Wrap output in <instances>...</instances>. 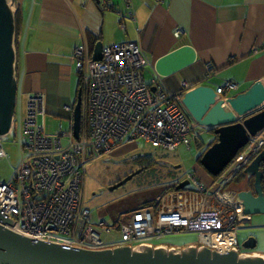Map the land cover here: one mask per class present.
Returning <instances> with one entry per match:
<instances>
[{
    "label": "built area",
    "instance_id": "1",
    "mask_svg": "<svg viewBox=\"0 0 264 264\" xmlns=\"http://www.w3.org/2000/svg\"><path fill=\"white\" fill-rule=\"evenodd\" d=\"M72 59L82 90L78 139L72 125L65 130L60 125L56 135L46 134L38 123L44 110L43 95L28 94L20 134L23 157L9 181L0 182L2 219L12 220L6 227L24 237L86 249L154 246L168 235L195 233V245L240 252L239 222L249 216L243 214L240 199L224 191V186L264 147V129L249 137L248 144L210 185L188 174L192 189L167 194L153 211H131L117 223L118 239L103 238L111 234V226L92 224L82 202L87 162L137 140L167 151L202 145L199 132L182 109L184 91H167L158 77L144 81L145 61L137 43L104 45L99 61L92 60L85 45L77 46ZM237 89V83L227 81L215 94L225 99ZM2 139L0 158L6 157Z\"/></svg>",
    "mask_w": 264,
    "mask_h": 264
},
{
    "label": "crops",
    "instance_id": "2",
    "mask_svg": "<svg viewBox=\"0 0 264 264\" xmlns=\"http://www.w3.org/2000/svg\"><path fill=\"white\" fill-rule=\"evenodd\" d=\"M19 1L16 90L23 99L29 93H42V117L67 119L72 125L79 91L82 103L80 78L72 55L77 46L85 45L89 51L90 37L103 46L137 43L145 61L144 81L149 83L158 77L171 93L199 85L216 90L227 81L235 82L238 89L225 95L229 97L245 91L264 76V0ZM45 133L48 134L46 129ZM212 140L204 144L200 139L199 155ZM134 144L124 143L111 154H123ZM139 169L137 173L145 167ZM188 174L203 184L212 183L219 176L208 174L196 159ZM239 176L225 184L228 193H234ZM183 181L188 180L185 177ZM183 181L173 185L176 187ZM188 185L181 190L191 188ZM261 216L264 215L249 216L239 224ZM263 226L254 223L246 229L259 230ZM160 240L154 245L173 246ZM191 244L197 241L187 245ZM248 251L264 257V248Z\"/></svg>",
    "mask_w": 264,
    "mask_h": 264
},
{
    "label": "water",
    "instance_id": "3",
    "mask_svg": "<svg viewBox=\"0 0 264 264\" xmlns=\"http://www.w3.org/2000/svg\"><path fill=\"white\" fill-rule=\"evenodd\" d=\"M19 8V0H0V136L4 137L12 131L17 96L16 13ZM102 47L101 42L94 45L92 60L101 59ZM181 104L197 125L213 133L215 141L201 154L199 164L216 177L248 144L249 137L264 129V76L245 91L225 99L216 95L209 86H196L183 93ZM80 119L79 91L72 113L75 139H78ZM241 171L234 192L241 201L243 214L263 215L264 147ZM134 175H129L110 189L121 186ZM187 185L188 181H183L175 189L181 190ZM6 225L11 226L12 220L2 219L0 209V264H264V257L256 253H242L237 249L218 252L195 244L181 248L150 244L103 249L64 247L24 237ZM255 246L254 237H248L241 243L244 250H253Z\"/></svg>",
    "mask_w": 264,
    "mask_h": 264
},
{
    "label": "rangeland",
    "instance_id": "4",
    "mask_svg": "<svg viewBox=\"0 0 264 264\" xmlns=\"http://www.w3.org/2000/svg\"><path fill=\"white\" fill-rule=\"evenodd\" d=\"M181 106L189 122L199 132L201 141L206 144L210 139L212 140L214 136L206 128L197 125L182 104ZM25 109L26 98L23 99L18 94L14 108L13 130L5 137L3 136L1 144L6 154V157L0 158V182L2 183L9 181L13 169L17 167L21 157H23L20 134L22 133V121L26 117ZM38 123L45 125L44 127L49 135H56L60 124H62L63 130L70 127L67 119L55 120L41 115L38 117ZM198 155L199 151L195 145H191L189 150L180 148L177 151H167L137 140L123 154L104 155L87 162L83 177L82 202L83 206L90 212L92 224L98 225L102 221L105 222L108 226H111L112 231L110 235L103 234L102 237L118 239L120 234L114 222L128 218L131 214L130 209L136 208L146 200L157 198L165 187L174 184L178 180L183 181ZM144 156L146 159L143 162L136 161V158ZM149 163L150 165H148ZM144 165L145 169H141L137 173L140 170L139 167H144ZM134 173L135 175L130 180L115 189H110ZM188 187H192L191 182ZM147 210L153 211V207H148ZM254 223L264 224V216L240 223L237 239L241 244L246 238L254 237L258 242L254 250H260L264 248V226L253 231L246 229L247 226ZM195 241H197L196 234L181 233L168 235L159 242L181 248L189 243H195Z\"/></svg>",
    "mask_w": 264,
    "mask_h": 264
},
{
    "label": "trees",
    "instance_id": "5",
    "mask_svg": "<svg viewBox=\"0 0 264 264\" xmlns=\"http://www.w3.org/2000/svg\"><path fill=\"white\" fill-rule=\"evenodd\" d=\"M20 11H17V13H16V30H17V35H18V25L20 24V13H19ZM95 43H96V39H93L92 37H90V50H89V52L91 53L92 52V49H93V47H94V45H95ZM202 154V153H201ZM201 154L196 158V162L197 163H199V159H200V157H201ZM146 159V157L144 156V157H138V158H136V161H138V162H143V160H145ZM148 165H150V163L148 164ZM144 167H145V165H144ZM139 168H142V166H140ZM241 172L242 171H240L237 175H240L241 174ZM236 175V176H237ZM211 183V181L209 182V183H205L206 185H209ZM189 189H192V187L191 188H185L184 190H189ZM173 190H175V185H173V184H171V185H169V186H167V187H165L164 189H163V191L161 192V194H160V196H158L157 198H153L150 202L148 201V202H146V203H143V204H141V205H138V206H136V208H132V209H130V212L131 211H136V210H139V209H142V208H147V207H153V208H156L157 207V205L159 204V200H160V198L164 195V194H166L167 192H170V191H173ZM115 225H116V229H117V223H118V220H116L115 222ZM156 244H159V243H156Z\"/></svg>",
    "mask_w": 264,
    "mask_h": 264
},
{
    "label": "flooded vegetation",
    "instance_id": "6",
    "mask_svg": "<svg viewBox=\"0 0 264 264\" xmlns=\"http://www.w3.org/2000/svg\"><path fill=\"white\" fill-rule=\"evenodd\" d=\"M221 175V174H220ZM234 177V176H233ZM224 191H225V189H224ZM228 192V191H227ZM235 193V192H234ZM233 193V195H236V193L234 194ZM242 243V242H241ZM238 248H239V250H240V252H247L248 250H244L242 247H241V244L238 242Z\"/></svg>",
    "mask_w": 264,
    "mask_h": 264
},
{
    "label": "clouds",
    "instance_id": "7",
    "mask_svg": "<svg viewBox=\"0 0 264 264\" xmlns=\"http://www.w3.org/2000/svg\"><path fill=\"white\" fill-rule=\"evenodd\" d=\"M155 246V245H154Z\"/></svg>",
    "mask_w": 264,
    "mask_h": 264
}]
</instances>
